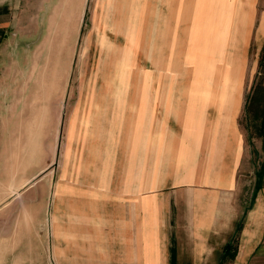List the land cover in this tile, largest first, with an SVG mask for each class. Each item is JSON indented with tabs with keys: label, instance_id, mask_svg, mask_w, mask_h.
I'll return each instance as SVG.
<instances>
[{
	"label": "rangeland",
	"instance_id": "obj_1",
	"mask_svg": "<svg viewBox=\"0 0 264 264\" xmlns=\"http://www.w3.org/2000/svg\"><path fill=\"white\" fill-rule=\"evenodd\" d=\"M36 1L27 0V29L19 32L26 37L35 34V22L30 18L39 8ZM58 1L57 6L44 8L45 13L40 15L42 28L38 34L42 32L46 42L36 50L34 62H27L28 71H33L28 75V85L37 81L43 87V96L51 98L50 107L44 106L50 109V116L44 118L43 141L34 149V142L28 140L19 157L6 158L11 178L16 177V171L20 173L18 178L29 177L33 171L38 174L19 192L15 189L20 183L11 182V197L6 205H0V264L120 262L129 248L131 231L145 229L146 225L158 228L156 222L142 221L143 213L130 205L137 197L131 186L139 182L141 196L149 180L153 185L149 193L158 199L178 191L170 185L169 177L174 174L167 166L171 137L180 133L175 124L178 114L185 119L186 114L197 112L198 117L204 111L202 102H208L225 123V94L220 91L226 90L219 86L238 84V79H223L224 74L232 72L227 59L234 51L230 41L226 42V31L210 28L214 26V13L194 12L210 10L214 0H187L180 15L164 14L163 0H139L138 15H122L124 33L134 34L138 27L135 41L139 59L121 63L117 68L120 79L111 78L116 63H106L107 71L102 73L110 75L96 83L110 86L114 81L122 86V107L118 103L113 106L106 125L104 121L94 124L78 109L88 100L84 92L94 85L99 72L98 62L90 61L92 50L84 48L94 21L93 0ZM202 1L204 6H198ZM176 6L177 1L172 0L171 9ZM94 24L101 26L100 20ZM249 32H237L248 43L235 47L239 53L235 54L244 62L236 118L244 138V158L238 173L242 183L238 204L243 213L261 176L257 125L264 106V45L249 44ZM228 34L231 38L233 32ZM148 88L155 89L149 125L146 99L141 102ZM73 103L76 123L68 126ZM55 106L58 124L50 125ZM47 129L53 134L47 135ZM147 137L152 138L149 157ZM150 163L154 174L146 175ZM134 213H139L138 218Z\"/></svg>",
	"mask_w": 264,
	"mask_h": 264
},
{
	"label": "crops",
	"instance_id": "obj_2",
	"mask_svg": "<svg viewBox=\"0 0 264 264\" xmlns=\"http://www.w3.org/2000/svg\"><path fill=\"white\" fill-rule=\"evenodd\" d=\"M171 1L163 0L167 6L163 13L182 14L181 8L187 5V0H175L177 8L174 9H171ZM27 3V0H0V205H6L11 197V182L20 183L15 189L19 192L37 177L38 171H33L29 177L22 175L18 178L20 173L16 171V177L11 178L12 172L7 167L6 158L19 157L22 145L28 140L34 142L35 149L36 143L43 141L44 118L50 116V111H47L50 109L44 106L50 107L51 98L43 96V87L38 86L37 81H34L35 85H28V75L33 71H28L27 62H34L36 50L46 42L42 32L38 34L42 28L40 15L47 8L57 6L59 1H36L39 8L36 9V16L30 18L35 22L34 37L19 33L27 29ZM138 3L139 0H93L92 18L94 21L100 20L101 26L96 27L93 21L84 48L92 50L93 59L90 61L98 62L99 72L94 85L86 87L84 92L89 96L88 100L82 102L80 107H83L78 109L83 111L84 118H90L94 124L104 121L106 125L112 116L113 106L118 103V107H122V86L118 87L114 81H110V86L96 83L98 79L101 82L100 78L110 75L102 73L107 71L108 63H116L112 70L110 67L108 69L111 70V78L120 79L122 74H117V68H121V63L139 59L138 41H135L138 39V27L134 34L124 33L122 28L123 13L138 15ZM198 6H204V1ZM194 12L214 13V26L210 28L226 31V42L230 41L234 51L233 56L227 59V66L232 72L227 71L228 75L224 74L223 79H238V84L219 86L220 90H226L220 91L225 94V123L208 102H202L204 111L198 117L197 112L186 114L185 119L181 113L178 114L180 116L175 124L180 133L171 137L170 148L167 149L168 171L174 174L172 178L169 177V182L178 191L168 193L167 198L158 199L149 193L153 186L149 180L142 188L146 192L141 196L140 183L131 186L133 191L136 190L137 197L131 199L130 205L143 213L142 221L146 218V223L156 222L158 228H147L146 225L145 229H137L134 233L131 231L129 248L116 264H264V106L257 125L262 151L261 176L243 213L238 204L242 185L238 173L244 158V138L236 118L244 62L240 55L235 54L238 53L235 47L248 43L246 37L237 36V32L250 31L249 44L251 41L259 47L264 45V0H214V7L210 10ZM135 22L139 26L138 17ZM229 31L234 35L231 38ZM154 90L148 88L147 96L141 97V102L146 99L149 110L147 125L151 124L149 115L153 119ZM215 93L219 94L217 90ZM55 94L57 99L58 93ZM55 110L50 125L58 124L56 106ZM74 110L73 103L68 112V126H75ZM119 111L122 116V111ZM46 134L53 133L47 129ZM151 139L147 137L148 157ZM147 171L146 175L154 174L151 163ZM167 188L163 187L162 190ZM134 215L138 218L139 213ZM227 245L231 246L234 256L222 261Z\"/></svg>",
	"mask_w": 264,
	"mask_h": 264
},
{
	"label": "trees",
	"instance_id": "obj_3",
	"mask_svg": "<svg viewBox=\"0 0 264 264\" xmlns=\"http://www.w3.org/2000/svg\"><path fill=\"white\" fill-rule=\"evenodd\" d=\"M234 256V251L231 250V246L227 245L224 247L223 255H222V261L224 260H230Z\"/></svg>",
	"mask_w": 264,
	"mask_h": 264
}]
</instances>
